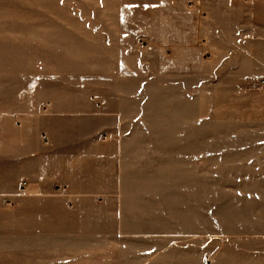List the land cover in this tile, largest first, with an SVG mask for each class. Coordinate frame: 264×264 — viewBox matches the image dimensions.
Returning a JSON list of instances; mask_svg holds the SVG:
<instances>
[{
	"label": "rangeland",
	"instance_id": "374dc122",
	"mask_svg": "<svg viewBox=\"0 0 264 264\" xmlns=\"http://www.w3.org/2000/svg\"><path fill=\"white\" fill-rule=\"evenodd\" d=\"M263 3L0 0L17 34L31 21L35 78L46 71V39H62L76 53L64 62L73 84L63 89L122 119L128 181L112 207L122 228L113 214L111 255L94 253L91 264H264V86L253 84L264 78ZM8 152L0 151V264H77L76 248L23 228L22 178Z\"/></svg>",
	"mask_w": 264,
	"mask_h": 264
},
{
	"label": "crops",
	"instance_id": "0c3cea01",
	"mask_svg": "<svg viewBox=\"0 0 264 264\" xmlns=\"http://www.w3.org/2000/svg\"><path fill=\"white\" fill-rule=\"evenodd\" d=\"M11 12L0 15V134L12 139L0 143V151H9L13 159L7 163L15 164L26 182L18 202L23 228L54 235L56 249L76 248L73 263L91 264L94 253L111 255L112 235L105 230L112 229L113 214L122 228L120 208L112 209L122 205L128 181L121 174L122 119L91 96L63 89L73 84H65L64 62L73 63L76 53L62 39H46L45 56L40 53L46 71L35 78L32 44L37 37L30 20L18 24L17 34Z\"/></svg>",
	"mask_w": 264,
	"mask_h": 264
},
{
	"label": "built area",
	"instance_id": "2783aa9c",
	"mask_svg": "<svg viewBox=\"0 0 264 264\" xmlns=\"http://www.w3.org/2000/svg\"><path fill=\"white\" fill-rule=\"evenodd\" d=\"M197 1V0H196ZM245 1H249V0H245ZM198 3V2H197ZM253 84L255 85H261V86H264V78L263 79H258L256 80L255 82H253ZM42 139L44 141V143H48V140H47V137L45 135L42 136ZM25 185H26V182H21V185H20V192L22 194H25Z\"/></svg>",
	"mask_w": 264,
	"mask_h": 264
}]
</instances>
